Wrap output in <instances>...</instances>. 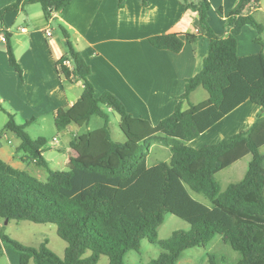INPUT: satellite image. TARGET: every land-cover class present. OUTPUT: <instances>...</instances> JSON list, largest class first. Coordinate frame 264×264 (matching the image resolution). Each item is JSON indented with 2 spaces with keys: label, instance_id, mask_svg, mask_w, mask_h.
<instances>
[{
  "label": "trees",
  "instance_id": "1",
  "mask_svg": "<svg viewBox=\"0 0 264 264\" xmlns=\"http://www.w3.org/2000/svg\"><path fill=\"white\" fill-rule=\"evenodd\" d=\"M71 1L16 0L0 10V22L8 14L19 12L31 4H39L46 19L53 20L54 15L65 10ZM125 1L118 0L119 8L124 7ZM140 1L148 7L149 0ZM179 1L186 9L198 14L209 41V54L202 71L185 81V93L179 98L175 112L159 125L152 126L147 120L133 117L109 92L96 98L94 86L89 81L91 68L73 46L69 31L63 24H59V29L66 38L64 61H70L73 69L67 68L62 61L59 63L60 73L66 82L81 81L85 89L74 106L58 110L55 117L59 133L72 124L81 129L70 143L76 157L70 159L67 171L50 168L43 157L48 141L45 138L32 139L26 129L33 121L19 124L15 114L4 109L0 101V110L8 116L6 130L22 140L16 152L18 158L48 171V179L42 181L0 160V219L5 223L28 221L55 225L58 236L68 244L64 258H60L49 249L47 242L39 248L28 247L10 238L2 229L0 258L3 249H12L20 256V264H98L102 257H107L109 264H126L127 255L140 252L142 242L148 240L163 250L160 257L150 264H178L185 251L206 248L220 236L240 255L234 264H264V156L259 152L264 145V120L219 144L201 149L189 146L210 124H207L206 114L211 109L225 115L240 100L249 99L261 107L264 114V52L254 57L258 72L247 80L246 63L249 58H240L237 52V37L246 26L258 33L256 42L264 49V26L252 15H244L246 9L258 5L261 0H238L226 18V33L229 35L226 37L215 35L208 24V12L211 10L208 0ZM219 14L222 16V11ZM189 40L194 43L197 38L191 36ZM150 43L157 49L173 53H180L184 47L182 39L173 34L153 37ZM7 52L10 65L22 76L23 71L10 44ZM200 87L208 92L209 99L198 105L191 104L188 110H184V103ZM112 113L120 117V129L126 137L124 143L112 139ZM94 117L103 120L101 127L91 128ZM154 143L168 148L171 157L157 165L162 186L159 202L153 210L144 208L140 198L133 199L129 208L137 213V217L130 218L125 213L127 207H123L125 191L118 187V183H96L72 194L78 171L101 175L108 180H120L125 182L128 190L141 191L154 180L149 174L142 178L139 176L141 164ZM247 155H252V160L244 179L222 191L217 175ZM172 177L181 181L189 191L202 195L212 208L222 211L231 225L228 227L222 220L212 221L201 215L189 231L178 230L169 239L159 240V228L170 213L167 200L172 190ZM88 253L90 256L85 258ZM208 261L209 264H222L226 259L208 254Z\"/></svg>",
  "mask_w": 264,
  "mask_h": 264
},
{
  "label": "crops",
  "instance_id": "2",
  "mask_svg": "<svg viewBox=\"0 0 264 264\" xmlns=\"http://www.w3.org/2000/svg\"><path fill=\"white\" fill-rule=\"evenodd\" d=\"M15 2L0 0V10ZM208 2L211 5L208 12L210 28L217 36H229L226 33V18L238 0ZM219 11H222V16ZM244 15H252L264 26V0L246 9ZM59 24L68 29L73 46L91 68L89 81L94 86L96 98L109 92L124 104L133 117L147 120L152 126L159 125L175 112L179 98L185 93V81L202 71L209 54V41L198 14L186 9L179 0H149L148 7H144L140 0H126L123 8H119L118 0H72L65 10L54 15L53 20L46 19L39 4L27 5L19 12L8 14L0 22V29L7 33L8 39L7 44L0 45V101L4 109L15 114L19 124L33 121L28 128L45 125L49 120L55 125L58 110L74 106L85 90L81 81L66 82L60 73L59 63L66 59V38ZM49 32L51 36H48ZM170 34L184 42L180 53L151 45V38ZM191 36L197 38L196 42L189 40ZM257 37L258 33L248 26L237 37L238 56L249 58L246 80L257 75L254 57L264 52L256 42ZM8 44L13 47L22 76L10 65ZM208 99V92L200 87L190 95L183 109L188 110L191 104L198 105ZM238 103L225 115L211 109L206 114L207 124H210L189 146L201 149L219 144L264 120L263 109L249 99ZM0 112L6 116V119L0 117V160L42 180L44 176L38 169L44 167H38L33 162L25 163L16 155L22 140L6 130L8 116ZM80 132V127L75 124L61 132L71 136L66 150L58 138H53V143L61 147H58L59 151L64 150L62 154L69 156L68 161H62L61 165L68 167L70 159L76 157L70 143L73 136ZM151 152L153 148L149 155ZM259 152L264 156V145ZM251 160L252 155H247L217 175L222 191L244 179ZM30 223L10 221L6 224L0 219V231L3 229L10 238L28 247L39 248L47 242L50 250L64 258L68 244L58 236L57 227L35 223L32 226ZM89 256L90 253L85 258ZM0 264H20V256L12 249H3Z\"/></svg>",
  "mask_w": 264,
  "mask_h": 264
},
{
  "label": "rangeland",
  "instance_id": "3",
  "mask_svg": "<svg viewBox=\"0 0 264 264\" xmlns=\"http://www.w3.org/2000/svg\"><path fill=\"white\" fill-rule=\"evenodd\" d=\"M0 117L6 119V116L0 112ZM103 125V120L98 117L92 118L91 128L96 129ZM26 132L33 139H38L40 137L46 138L48 144L45 147V158L50 163V167L53 170L67 171L69 168L61 162H67L69 156L64 153V150L59 151V146L53 143V138L56 137L60 141V145L63 144L65 150L69 148V141L71 136L68 133L61 134L57 131L54 122L49 120L45 125H33L28 128ZM110 132L112 139L115 142L124 143L126 137L120 129V117L117 114H111V124ZM61 134V135H59ZM59 147V148H58ZM153 152L148 155L141 164V170L139 176L150 175L154 180L149 181L147 187L137 192L134 190H128L126 188L125 182L120 180H108L101 175L87 174L84 172H76L72 194L78 193L82 188H86L96 183H108V184H119L118 187L122 189L124 193L123 207L125 213L130 218H136L137 213L129 208L130 202L133 199L140 198L141 205L148 209L153 210L160 199L159 193L162 186V177L159 176V171L157 165L161 162L169 161L171 153L166 147L160 145L159 143H154L152 145ZM42 171L43 179L46 181L48 179V172L44 168H39ZM158 177V178H157ZM156 178V179H155ZM135 182V181H134ZM133 182V183H134ZM130 184V183H129ZM128 184V185H129ZM171 194L168 197L167 205L170 208V213L167 215L164 224L159 228L158 237L159 240L164 241L169 239L175 231L185 230L189 231L191 225H193L200 218L201 215L206 216L209 220L217 221L222 220L228 227L231 225L228 216L224 215L220 210L211 209L209 202L204 200L200 195L194 194L189 191L188 188L177 178H171ZM150 199L151 201H146ZM129 204V205H128ZM152 205V206H151ZM207 205V206H206ZM207 207V208H206ZM213 209V208H212ZM30 223V222H29ZM34 226V224L30 223ZM54 227V226H52ZM56 227V226H55ZM14 251V250H13ZM163 253L161 247L155 244H151L148 240L142 242V248L140 252H130L126 257V264H150L154 259L160 257ZM208 254H215L217 256H224L226 261L222 264H234L240 259V255L235 252L229 245H226L220 236H217L212 242H210L206 248H193L185 251L178 262V264H209ZM99 264H109V259L104 257L103 261Z\"/></svg>",
  "mask_w": 264,
  "mask_h": 264
},
{
  "label": "built area",
  "instance_id": "4",
  "mask_svg": "<svg viewBox=\"0 0 264 264\" xmlns=\"http://www.w3.org/2000/svg\"><path fill=\"white\" fill-rule=\"evenodd\" d=\"M22 32H25L26 29H21ZM196 33H198V31H196ZM48 36H51V33H48ZM8 43V39H7V33L5 31H3L2 29H0V45L2 44H7ZM67 68L69 69H73L72 64L70 61H64L63 63Z\"/></svg>",
  "mask_w": 264,
  "mask_h": 264
},
{
  "label": "water",
  "instance_id": "5",
  "mask_svg": "<svg viewBox=\"0 0 264 264\" xmlns=\"http://www.w3.org/2000/svg\"><path fill=\"white\" fill-rule=\"evenodd\" d=\"M9 221H6V224H8Z\"/></svg>",
  "mask_w": 264,
  "mask_h": 264
}]
</instances>
